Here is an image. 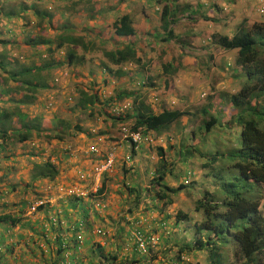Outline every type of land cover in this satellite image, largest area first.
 <instances>
[{"label":"rangeland","instance_id":"rangeland-1","mask_svg":"<svg viewBox=\"0 0 264 264\" xmlns=\"http://www.w3.org/2000/svg\"><path fill=\"white\" fill-rule=\"evenodd\" d=\"M144 1H57L51 4L54 18L49 26L45 22L37 24L38 20L31 11L19 13L21 19L13 20L8 26L10 34L7 38L15 48L8 51L9 56L6 58L7 61L13 59V67L16 64L18 68L21 65L32 67L46 62L57 64L39 73L38 80H43L47 89L35 93L19 90L11 96L14 102L6 100L7 94H0V112L10 113L3 128L13 133L15 130L21 132L23 124L30 127L27 141L23 143H18L15 135L0 140V214L7 213L20 219L12 228H0L3 234L0 252L7 251L4 245L9 246V256L12 254L15 264H23L22 258L27 259L28 256L35 257L37 264H50L51 260H57V264H67L68 259L69 264H80L79 259H84L83 264H88L92 256L89 249H95L96 245L116 252L120 259L131 255L132 258L133 252H137L132 246L131 229L140 226L144 230H155L158 233L155 223L166 216L164 222L170 229L169 235L159 238L157 245L146 256H141L145 264H159L156 258H162L164 252L166 255L176 253L177 247L171 241L191 247L196 239L204 242L211 236V231L202 226L195 232L196 226L206 223L204 210H193L196 200L210 197L215 201L217 214H221L224 212L222 200L230 197L224 186L228 183L241 184L235 167L237 160L227 154L229 150L239 147L241 126L238 121L233 120L227 125L215 124L205 132L201 123L207 117L197 111L210 104L207 109L213 111L208 115L219 120L220 110L217 112V108L226 106L221 95L235 90L231 83L234 72L238 73L235 78L238 88L248 85L233 66L236 51L222 49L214 37L219 35L231 38L240 28L248 29L253 23H264V11L258 12L264 7V0H209L207 3L202 0H176L178 6L188 8L178 12V22L172 28L175 40L166 43L160 42L164 34L159 29L156 14L161 5L153 3V0H147L145 4ZM26 2L17 0L11 10L16 11L21 3L26 6L31 4L29 0ZM48 7L44 5L43 9L49 12ZM105 8L111 13L103 17ZM144 9L148 15L146 20L137 13ZM189 11L195 13L188 15ZM127 12H133L136 35L134 38H116L112 23L118 13ZM64 27L69 29L68 32ZM63 35L74 36L81 44L73 46L63 43L60 48L55 47L59 42L57 37ZM32 38L38 42L44 39L49 41L51 52H47V47L38 45V42L36 45L29 44ZM128 41L133 42L140 51L143 68L126 63L119 67H124L125 75L119 78L109 76L100 68L103 64L109 65L102 52L113 51ZM67 48L74 54L70 64L67 63ZM183 58L187 60L184 59V64H181ZM164 62L174 65L173 75H163L161 64ZM110 67L115 69L114 66ZM164 81L166 87H163ZM6 85L13 87L9 81ZM4 88L5 85H0V90ZM79 90H87V93L96 95L94 104L84 111L76 108ZM121 91L144 95L145 104L155 109L172 108L188 114L195 113L197 123L201 125L190 126L193 140L184 137L187 121L180 118L177 123L158 134L146 132L141 135L138 150L131 155L127 143H115L121 133H126L129 121L112 123L106 116L107 103L112 102L116 93ZM185 96L193 97L194 102L183 106L179 99ZM30 97L33 100L28 103H18L20 99L27 101ZM263 100L264 93L257 103ZM122 105L112 108L111 113L120 112ZM225 121L227 119H222L223 123ZM54 135H58L60 140L53 139ZM179 137H183L185 142L176 155V145L171 150L169 144L179 141ZM186 148H196L202 155L199 158L190 157L185 153ZM156 149H161L162 157L165 158L162 184L175 188L183 180L188 182L180 192L169 195L172 203L161 214L155 209L147 210L151 204L146 208L144 206L150 201L153 206H160L161 201L151 200L155 195V187L149 188V192H145V189L141 191L145 198L140 199L136 207L133 205L132 193L129 192L130 187L136 190V183L141 188L148 187V180L158 166ZM109 153L111 158L114 157L111 169L106 173L99 172L101 157ZM46 162L57 169L54 181H33L31 177L34 166ZM101 181L106 184V191L94 196ZM74 197H80L78 205L88 212L77 232L72 230L74 222L78 220L77 211L71 210L70 203H65ZM262 198V208L259 210L264 220V190ZM127 209L131 210L130 214H127ZM177 210L187 218L173 225ZM212 217H208L209 222L214 223ZM50 223L59 228V237H63L62 243L65 244L63 247H71L72 243L79 247L63 252L64 263L56 259L57 245L53 240L56 233H46ZM43 231H46L45 237L41 235ZM47 239L51 242L46 243ZM233 251V244L227 238L221 249L226 264H233ZM183 253L192 263L208 264L204 248L198 251L184 250ZM136 256L139 257L138 254ZM151 256L156 260L148 261ZM253 259V264H264V256Z\"/></svg>","mask_w":264,"mask_h":264},{"label":"trees","instance_id":"trees-1","mask_svg":"<svg viewBox=\"0 0 264 264\" xmlns=\"http://www.w3.org/2000/svg\"><path fill=\"white\" fill-rule=\"evenodd\" d=\"M17 0H0V85H5L6 88L0 90L1 95L7 94V101L14 102L12 99V94L17 93L19 90H27L29 92L35 93L37 90L47 89V84L42 80L39 82L40 78L39 73L42 71H47L57 64L51 63H42L39 66L24 67L16 64L15 67L12 66L13 59L7 61L6 56H9V42L7 38V32L10 33L8 28L11 25L12 21L15 19H21L19 13H25L31 11L33 17L38 20V24L42 22L43 18L47 17L46 23L49 25L50 16L43 9L44 5H49L55 0H29L30 5L26 6L24 4H19L17 10H11V7L14 6V3ZM122 1V0H121ZM147 0L144 1V4ZM155 4L161 5V9L157 14L159 21V29L161 33L164 34V37H160V42L166 43L169 41L175 40V35L173 34L172 28L178 22V12L182 9L188 8L187 6H178L175 2L176 0H153ZM174 3V4H172ZM123 6L121 5V8ZM143 8V7H142ZM111 13L110 10L105 8L102 12L103 17ZM115 13V12H113ZM140 15L143 19L146 20L148 15L144 10H140ZM195 13V11H189L188 15ZM27 15V14H25ZM131 13L129 14L118 13L117 17L112 23L113 34L116 38H134L136 35V30L133 25ZM244 22V21H242ZM241 22V23H242ZM134 26V25H133ZM5 30V32H4ZM64 30L68 32L69 29L64 27ZM6 35V36H5ZM216 44L224 50H235L236 57L234 59L235 66L239 67L240 71L247 80L250 82L248 88L242 89L237 94L229 95L228 101L231 106L236 110V120L242 127V130L239 135V148L231 149L227 154L236 159L237 163L235 165L239 180L241 184L237 185L234 183H228L224 187L228 189L230 193L229 198L222 200L221 204L224 208V212L217 214L214 212L215 206H210L207 203L204 204L208 199H202L195 203L193 207L194 212L199 211L200 209L204 210V215L206 217V223L201 224L195 227V232L201 228L211 231V236L206 238L204 242L196 239L191 247L185 245H179L178 243L171 241L176 253L174 255H166L162 258L157 257H148V261H157L159 264H188L185 263L179 258L181 256H186L183 253L184 250L190 251L201 250L202 248L206 251V259L208 264H226L223 261L221 255V249L224 243L227 242L229 238L233 244V264H253V257L262 256L264 253V221L261 216V213L258 210L259 202L262 199L261 193H255L253 191L251 184L262 187L264 185V105L259 106L256 103L251 104V100L259 97L264 93V23H253L248 29L240 28L231 38L226 36H217L214 37ZM59 41L55 47L60 48L63 43L68 45L76 46L81 44L79 39L74 36H59L57 37ZM181 42V41H180ZM37 42H32V45H36ZM49 41L40 40L38 45L45 46L47 52H51L49 49ZM67 63L70 64L74 60V54L69 48H67ZM135 44L131 41L123 44L122 47H115L113 51H103L102 56L110 66H114L115 69H112L109 65L103 64L102 66L107 69L113 77L119 78L123 74V68H119L123 64L138 66L139 69L143 68V61L139 55ZM51 62V61H50ZM133 63V64H132ZM170 62H164L161 64L162 73L164 76L173 75L175 69L173 68ZM138 70V69H137ZM127 72V71H125ZM134 74V73H130ZM150 81V79H148ZM7 81L13 83V87H7ZM148 81V84L151 85ZM166 81L163 82V87H166ZM136 92L126 93L121 91V93H116L115 98L112 102L107 103V113L106 116L112 123H123L126 120L129 121L127 134L125 140H127V135L130 132L137 133L141 131L142 134L146 132H154L156 134L165 130L172 123L178 121L181 117L186 116L187 114L178 110H164L162 109L160 113L154 114L151 111L150 107L145 104L144 95H135ZM78 100L76 103V108L79 110H86L94 104L96 101V96L90 93H87V90H79ZM26 99L25 96H23ZM128 99L132 104L128 103V106L123 108L120 112L111 113L112 108H119V105L122 104L124 99ZM20 99L19 104H26L28 101L33 100L32 97L25 101ZM123 99V100H122ZM110 101V99H108ZM131 106V109H130ZM130 109V111H127ZM130 112V113H129ZM203 112V111H202ZM9 112H0V140H6L10 136H14L17 139L18 143H23L27 140L29 136L30 127L28 125H22V132L18 130L9 131L6 127L3 126L6 124V120L9 118ZM34 118V117H33ZM31 118V120H33ZM210 120L204 124V130L208 131L209 128L213 125V120ZM36 120V119H35ZM59 124H61L59 122ZM6 126V125H5ZM76 129L77 126L74 125ZM78 130V128H77ZM99 134H104L100 132ZM53 139L60 140L58 135H54ZM15 139V140H16ZM125 142V141H122ZM1 147V145H0ZM2 150V148H0ZM138 150V147H137ZM129 153L133 155L135 152L130 148ZM158 161L160 163L157 168L154 169L151 178L148 180V187L141 188L136 182V190L129 188L130 194L132 193L133 205L136 207L139 204V200L145 198L143 196L142 190L145 189V192H149V188L155 187L154 197L151 200L161 201L159 207L152 205V202L146 203L145 208L149 205L147 210H157L158 213H162L164 208L167 205H170V196L177 192H180L183 189V185H178L176 188L167 187L162 184L164 178V164L163 158L161 155V149L157 151ZM130 170V169H128ZM126 172V171H125ZM132 171L130 172V174ZM57 175V169L49 163L39 164L34 166V174L32 180H47L49 182L54 181ZM104 181H101L99 187L97 188L94 196L101 194L106 191ZM70 201V200H69ZM65 201V203H70L69 207L71 210L77 211L78 220L74 222L72 230L75 232L78 231L79 225H81L84 219L87 217V211L83 210L84 208L80 207L78 203L80 202V197H74L71 201ZM215 205V204H214ZM68 204H66V207ZM40 208V206L38 207ZM19 209V207H18ZM20 210V209H19ZM134 210V209H133ZM127 214L131 213V210H126ZM212 215L213 222H209V216ZM167 217L164 216L162 220L156 222L155 224L160 227L163 226L164 219ZM186 215L181 211L177 210L174 214V224L176 225L179 222L186 220ZM20 222L19 217L10 214H0V228H12ZM57 225V224H56ZM171 226V228L173 227ZM21 226V225H20ZM55 225L47 226V232H42V237H45V233H56V236L53 237V240L56 242V256L58 260L64 263V258L62 257L63 252L69 249H77L74 243L71 247H63V237H59V228L54 227ZM2 229V228H1ZM82 230V229H81ZM155 230H152V233L155 234ZM170 233L169 227L165 225L156 235V241L158 243L159 238H166ZM3 234L0 233V249L3 247ZM51 242V240H46V243ZM73 242V241H72ZM156 243V245H157ZM15 245V244H14ZM75 246V247H74ZM7 251L0 252V264H15L11 249L9 246L4 245ZM24 247V246H23ZM22 247V248H23ZM172 247V248H174ZM29 248V247H27ZM163 249L165 246L163 245ZM34 252V247L32 248ZM26 250V249H25ZM21 250V252L25 251ZM90 254L92 255L89 258L88 264H145L143 263L144 258L136 256L137 254L133 252V257L122 258L118 257L116 252H111L104 250V248L96 245L95 249H89ZM6 255V257H5ZM42 257V256H40ZM68 257H72L68 255ZM9 258L11 260H9ZM143 259V260H142ZM35 260V261H34ZM168 260V261H167ZM23 264H37L36 258L28 256L27 259L22 258ZM50 264H57V260H51ZM70 259L67 260L69 264ZM80 264L84 263V259H79ZM61 264V263H60ZM147 264V263H146ZM153 264V263H151ZM191 264H195L192 263Z\"/></svg>","mask_w":264,"mask_h":264},{"label":"clouds","instance_id":"clouds-1","mask_svg":"<svg viewBox=\"0 0 264 264\" xmlns=\"http://www.w3.org/2000/svg\"><path fill=\"white\" fill-rule=\"evenodd\" d=\"M25 4L27 3L26 2V0H22ZM57 1H64V0H55V1H53V2H51V4L52 3H55V2H57ZM65 1H67V0H65ZM204 3H207L209 0H202ZM24 3H22V4H24ZM24 4V5H25ZM51 4H49V7H48V11L49 12H47V11H45L49 16H50V19H49V25L51 24V22H52V19L54 18V16H53V12H52V7H51ZM228 9V8H227ZM51 10V11H50ZM264 11V10H263ZM263 13V12H262ZM46 21H47V17H45V18H43V20H42V22H45L46 23ZM38 24V23H37ZM47 24V23H46ZM48 25V24H47ZM48 25V26H49ZM4 32H5V30H4ZM10 33H8L7 35H9ZM9 42L11 43V45H9V49L11 50L12 48H15L14 46H13V44H12V41H10L9 40ZM30 43L29 44H31L32 42H38L37 40H34L33 38L29 41ZM36 53H38V52H36ZM51 61V60H50ZM49 61V62H50ZM37 66H39V65H37ZM233 66L235 67V68H237L238 69V71H239V74H241L245 79H246V81L248 82V85H245V86H243V87H241V88H238L237 87V85L235 84V78H236V76L238 75V73L237 72H234L235 74H233L232 76H231V83H233L232 85H233V87L235 88V90H231V91H229L230 93L229 94H222L221 96L223 97V99H224V101L226 102V106H222V107H218L217 108V112H219V110H220V117H219V120L218 119H216L215 117H213V116H211V115H208V113L209 112H211V111H213V110H209V109H207V108H210V104H206V107H200L199 109H198V113H200V114H202V115H204V116H206L207 118L204 120V121H202V125H204L206 122H208L210 119L209 118H211V120H213L212 122H213V125L210 127V128H212L213 126H215V124H218V125H221V124H224V125H227V124H231L232 123V121L233 120H236V110L231 106V104L229 103V101H228V96L229 95H233V94H237L238 92H240L242 89H245V88H248L251 84H250V82L247 80V78L244 76V74H242V72L240 71V69H239V67H237V66H235V64H234V61H233ZM101 69H102V71H104V72H106L109 76L111 75L110 73H108V71H107V69H105L103 66L102 67H100ZM102 73V72H101ZM112 76V75H111ZM101 78H103V77H101ZM105 78V77H104ZM116 78V77H115ZM105 81V80H104ZM136 93H138V92H136ZM93 95H95V94H93ZM96 96V95H95ZM201 97V96H200ZM259 98H261V95L259 96V97H256V98H254V99H252L251 100V104H253V103H256V104H258L257 103V100L259 99ZM189 99H192V102L191 103H193L194 101H193V97H191V98H189ZM179 100H181V99H179ZM218 100V99H217ZM181 102V101H180ZM128 103L129 104H132L127 98L126 99H124L123 100V102H122V108H125V107H127L128 106ZM190 103V104H191ZM184 104L185 103H183V106H184ZM185 105H189V104H185ZM259 106H262V105H264V100H263V102L262 103H260V104H258ZM150 106V105H149ZM130 108H131V106H130ZM164 110H171L172 108H163ZM159 110V111H158ZM162 110V108L161 109H155V112H153L154 114H157V113H160V111ZM173 110H175V109H173ZM152 111V110H151ZM179 111V110H178ZM203 111V112H202ZM182 112H185L187 115L186 116H184V117H181V118H184L187 122H186V124H185V126H184V130L186 131V136H184L185 138H187V139H192L193 140V138H194V136H193V134H192V132L190 131V126H192V125H196V124H198L197 123V120H196V116H195V113H190V114H188V112H186V111H182ZM221 114H223L224 116H222ZM196 117V118H195ZM195 118V119H194ZM222 119H227V121H225L224 123L222 122ZM237 121V120H236ZM178 121H176V122H174V123H172L170 126H172L173 124H175V123H177ZM239 123V122H238ZM201 124H198V125H201ZM240 125V124H239ZM170 126H168L166 129H168ZM241 126V125H240ZM178 127H179V125H178ZM209 128V129H210ZM165 129V130H166ZM127 130V129H126ZM241 130H242V127H241ZM123 131V130H122ZM164 131V130H163ZM209 131V130H208ZM208 131H205V132H208ZM20 132V131H19ZM22 132V131H21ZM20 132V133H21ZM241 132V131H240ZM130 133H133V132H130ZM151 133H154V132H151ZM126 134H127V131H126V133L125 134H123V133H121V136L119 137V139H117L116 141H115V143H120V144H122V141H125V143H127V145L129 146V151H130V148H132L133 149V151L134 152H136L137 151V147H139L138 146V144H140L141 143V135H143V134H141V131H137V134H138V140L137 141H135V142H132L131 141V139L128 137V135H127V140H125V138H126ZM154 134H156V133H154ZM240 135V134H239ZM123 136H125V137H123ZM191 136V137H190ZM27 141V140H26ZM161 140L159 139V142H160ZM184 142H185V140L183 139V137H179V141H173V143H170L169 144V146L172 148L171 150H174V146H175V149H176V155H177V153H179V151H180V148H181V146H182V144H184ZM239 146H240V144H239ZM162 148H165V147H163V146H161ZM239 148V147H238ZM187 150H185V153H186V155H188V156H190V157H195V158H199L201 155H202V152L200 151V150H197L196 148H186ZM237 149V148H236ZM158 150H160V149H158ZM163 154V152L161 151V155ZM95 158H98L97 156L95 157ZM114 158V157H113ZM113 158H111L110 157V153L109 154H105L104 156H102L101 157V163L98 165V167L99 166H103V165H105V164H107V162L108 161H110L109 162V167L107 168V170H104V173H106V172H108L110 169H111V167H112V161H113ZM163 158V157H162ZM158 159H159V157H158ZM164 160H165V158H163ZM164 160H163V164H164ZM158 164H159V167H160V163H159V161H158ZM200 166V165H199ZM203 166V165H202ZM203 168V167H202ZM201 168V169H202ZM169 170H170V167H169ZM163 173H164V177H165V170H163ZM170 173V172H169ZM99 177V176H98ZM164 179V178H163ZM163 182V181H162ZM179 185H183V187L184 186H186V185H188V182L186 181V180H183L182 181V183L181 184H179ZM252 185L253 184H251V187H252ZM178 186V185H177ZM176 186V187H177ZM254 186V188L252 187V189H253V191H255V193H258L259 194V192L261 193V197H262V190H264V185L262 186V187H257V186H255V185H253ZM168 187V186H167ZM175 187V188H176ZM96 192V191H95ZM210 198V197H209ZM200 200H202V199H198V200H196L195 202H194V207H195V203L197 202V201H200ZM263 200V198L260 200V202ZM214 200L213 199H209V200H207V201H205L204 202V204L205 203H207L208 205H210V206H215V210H214V212L215 213H217L218 212V210H217V206L216 205H214ZM260 202H259V207H258V210L259 209H261L262 208V206H261V204H260ZM39 206H41V205H39ZM37 208V207H36ZM201 210H203V209H201ZM31 211H33V208H31ZM259 212L261 213V216H262V211L261 210H259ZM263 218V217H262ZM264 221V220H263ZM165 222L163 223V226L162 227H160L159 226V228H158V232L162 229V228H164L165 227ZM156 235H157V232H155V234L154 233H152V230H144L143 228H141L140 226H135V227H133L132 229H131V231H130V236H131V239L133 240V249H135V251L137 252V254L139 255V257H141V256H146V254L151 250V249H153L155 246H156V243H157V241H156ZM137 237H139V242H137V240H136V238ZM210 237V236H209ZM150 239H152V242L150 241ZM199 240V239H198ZM205 241V240H204ZM202 242V241H201ZM140 245H141V247H140ZM206 252V251H205ZM262 256H264V253L262 254ZM179 260H181V261H183V262H185V263H188V264H191V261L188 259V257H186V256H181L180 258H179Z\"/></svg>","mask_w":264,"mask_h":264},{"label":"built area","instance_id":"built-area-1","mask_svg":"<svg viewBox=\"0 0 264 264\" xmlns=\"http://www.w3.org/2000/svg\"><path fill=\"white\" fill-rule=\"evenodd\" d=\"M205 1H206V0H205ZM263 10H264V7L261 8L258 12H259V13H262ZM123 137H125V136H123ZM128 137L131 139L132 142H135V141L138 140V134H137V133H129V134H128ZM109 162H110V161H108L107 164L101 166V167H100L101 169L98 168V169L100 170L99 172L104 171V170H107V168H108L109 165H110ZM96 170H97V169H96ZM98 176H99V175H98ZM136 240H137V242H139V240H140L139 237H137ZM150 241L152 242V239H150ZM140 247H141V245H140Z\"/></svg>","mask_w":264,"mask_h":264},{"label":"crops","instance_id":"crops-1","mask_svg":"<svg viewBox=\"0 0 264 264\" xmlns=\"http://www.w3.org/2000/svg\"><path fill=\"white\" fill-rule=\"evenodd\" d=\"M133 13V12H132ZM132 13H131V16H132ZM135 15H137V14H135ZM132 27H134L133 25H132ZM134 29H135V27H134ZM184 59H186V58H183L182 60H181V64H184ZM187 60V59H186ZM186 60H185V62H186ZM134 75H136V74H134ZM215 78H216V76H215ZM212 80H215V79H212ZM138 93H135V95H137ZM164 100V102L166 103L167 101L165 100V99H163ZM182 103H185V104H190L191 102H192V99H189L188 98V96H185V98H182L181 100H180ZM150 107V106H149ZM150 109L153 111V112H155V108L154 107H150ZM159 111V110H158Z\"/></svg>","mask_w":264,"mask_h":264}]
</instances>
